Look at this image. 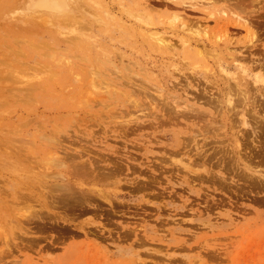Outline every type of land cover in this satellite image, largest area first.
<instances>
[{"label": "rangeland", "instance_id": "rangeland-1", "mask_svg": "<svg viewBox=\"0 0 264 264\" xmlns=\"http://www.w3.org/2000/svg\"><path fill=\"white\" fill-rule=\"evenodd\" d=\"M39 1L0 0V264H264V130L226 104L264 115V0Z\"/></svg>", "mask_w": 264, "mask_h": 264}, {"label": "bare ground", "instance_id": "bare-ground-1", "mask_svg": "<svg viewBox=\"0 0 264 264\" xmlns=\"http://www.w3.org/2000/svg\"><path fill=\"white\" fill-rule=\"evenodd\" d=\"M54 1L55 0H40L39 1V6L40 7H42V8H48V9H50L51 8V6H54L55 4H53L54 3ZM57 2V1H56ZM58 3H60V1H58ZM59 5V4H58ZM65 5H66V7H67V4H64L63 5V3L61 4L60 3V5L58 6V7H60L59 9H58V11H62L64 8H66L65 7ZM64 6V8H61V7H63ZM57 7V6H56ZM64 11V10H63ZM66 11H67V9H66ZM43 13V12H42ZM46 13V12H45ZM185 26H187V25H184L183 24V27H184V29L186 30L187 28H192V27H185ZM208 40H210L209 38H208ZM161 42H162V45H161V48H163V49H167V48H169L170 46L166 43V42H164L162 39L160 40ZM252 41H255V42H258L259 41V39H257L256 38V36L255 37H253V39H252ZM255 42H253V44H252V47H255L256 46V43ZM45 45V43H42V45ZM33 44H31V46H32ZM30 46V47H31ZM49 46V45H48ZM46 47V46H45ZM159 46L157 47V49H161ZM252 49H254V48H252ZM209 54H211V53H209ZM213 54V53H212ZM230 55H231V57H233L234 58V55L232 54V53H230V54H228V56L230 57ZM214 56V55H213ZM24 57V56H23ZM45 57H46V55H45ZM215 58H216V56H215ZM227 59H229V58H227ZM235 60H236V56H235V58H234ZM231 60V59H230ZM263 60V59H262ZM262 66H263V64H261ZM261 68H263V67H261ZM206 69V68H205ZM213 69V68H212ZM48 70V69H47ZM52 75V74H51ZM216 81V80H215ZM261 82H263V85H261L262 86V89L264 90V78L263 79H261L260 80ZM212 83H215V82H212ZM211 85V84H210ZM213 86V84L211 85V87ZM207 88H209V86L207 87ZM233 88H234V86H233ZM231 86H229L228 87V89L230 90V92H232V91H235V92H237L238 93V96H241L242 97V100H240V101H238V102H235V100L233 101V96L232 97H230V95H229V98H228V100L227 99H225V100H227L226 101V104H227V106L230 108V112L232 113L231 114V117L232 118H230V120L232 119H235L234 121L236 122V120H237V122L236 123H234V126H236L237 125V128L238 127H243L244 128V131L242 130L241 131V129L238 131L239 132V134H240V136L238 135V136H236V143H237V147L238 148H240L241 147V144H240V142H239V140H241L240 138H242V140H244L247 136V134H249V133H252V134H257V133H260V132H262L263 130H264V115L262 116V117H259V116H257V114H256V110H253V109H250V110H247L245 107L247 106V102H248V93H247V91L246 90H241V91H237V90H234ZM115 89V88H114ZM144 89V88H143ZM187 89V88H186ZM206 89V88H205ZM235 89H236V87H235ZM207 90V89H206ZM256 90V89H255ZM263 90H261V91H263ZM200 92V91H199ZM208 93H209V91H207ZM234 92V94H235V96H237V94ZM255 92V91H254ZM208 93L206 94V93H204V92H202V93H200L198 96H195V98H196V100H197V102H199V101H202V102H204L203 104H216V103H218L216 106L217 107H222L221 106V101L220 100H217L216 99V96H215V100H217V101H214V99H211L212 98V96H210V95H208ZM14 95V94H13ZM221 95V94H220ZM256 95H257V93H256ZM175 96V95H174ZM220 97V96H219ZM228 96H226V98H227ZM254 97V96H253ZM261 97H264V95L262 96H260V98ZM175 98V97H174ZM235 98V97H234ZM251 98V97H250ZM257 98V97H256ZM219 99V98H218ZM254 99H255V97H254ZM261 99H263V98H261ZM179 100V99H178ZM257 100L255 99L254 100V103L256 102ZM262 101V100H261ZM182 103V102H181ZM181 103L180 104H178V101H176V106H173L172 107V109L171 110H168V112H166L168 115H172V114H174L175 116L174 117H171L170 119H175V120H177V121H182V120H186V119H189L190 120V118L192 119V118H195V119H200V118H202V116L201 115H206V114H203L204 112H201V110H200V108H196L195 107V105H196V103H193V104H186V106L184 107V108H182L181 110H180V108L183 106V105H181ZM263 102H261V104H262ZM170 105V104H169ZM167 106V105H166ZM214 106V105H213ZM260 107H261V105H260ZM263 107H264V103H263ZM262 107V109H264ZM259 109H261V108H259ZM167 111V110H166ZM172 114H171V113ZM206 113V112H205ZM208 114V113H207ZM165 115V114H164ZM167 115V116H168ZM173 116V115H172ZM207 116V115H206ZM205 116V118H207ZM212 117V116H211ZM217 117V116H216ZM235 117V118H234ZM238 117V118H237ZM168 118V117H167ZM218 120V119H217ZM217 120H216V123H217ZM173 121V120H172ZM221 121V120H220ZM222 122V121H221ZM209 123H212V122H210L209 121ZM223 123V122H222ZM233 123V122H232ZM239 123V124H238ZM181 124V123H180ZM221 124V123H220ZM236 124V125H235ZM218 125V124H217ZM224 125H225V123H224ZM211 126V125H210ZM213 126V125H212ZM211 126V127H212ZM216 127V126H215ZM219 127H221V126H218V128ZM231 127V126H230ZM206 128V127H205ZM232 128L233 127H231V132H232ZM235 128V127H234ZM201 129V128H200ZM204 129V128H203ZM221 129H222V127H221ZM228 129H229V127H228ZM213 130V129H212ZM220 130V129H219ZM218 130V131H219ZM203 131V130H202ZM217 131V130H216ZM217 131V132H218ZM241 131V132H240ZM216 132V133H217ZM215 133V134H216ZM200 134V133H199ZM201 135V134H200ZM218 135V134H217ZM203 136H205V135H203ZM211 137V136H210ZM249 137V136H248ZM193 138H195V137H193ZM207 138V137H206ZM213 138V137H212ZM7 139V138H6ZM209 139V138H208ZM226 139V138H225ZM248 139H250V138H248ZM191 140V139H190ZM241 140V141H242ZM14 141V140H13ZM193 141V140H192ZM206 141V140H205ZM222 142V141H221ZM244 142V141H243ZM9 143V142H8ZM26 144H27V142H25ZM247 143V142H246ZM61 144V143H60ZM217 144V143H216ZM223 144V143H222ZM32 146H33V144H31ZM224 146V145H223ZM260 148H261V146H260ZM226 150V149H225ZM21 151V150H20ZM197 152H199V150H197ZM200 152H202V151H200ZM8 153V152H7ZM218 153V152H217ZM232 154H233V152H231ZM238 153V152H237ZM197 154V153H196ZM10 155V154H9ZM230 155V154H229ZM200 156H202V155H198V157H200ZM232 156V155H231ZM203 159H205L206 158V161L208 160L209 161V159H211L210 157H208V155L205 153L204 155H203V157H202ZM230 158L231 157H229V160H230ZM238 158V157H237ZM231 159H233V158H231ZM235 159V158H234ZM232 160V161H235V160ZM227 161V160H226ZM54 162V161H53ZM52 162V163H53ZM58 162V161H57ZM222 162V161H221ZM206 163V162H205ZM209 163V162H208ZM228 163V162H227ZM224 164V163H223ZM47 165V164H46ZM53 165V164H52ZM60 166V165H59ZM235 166V165H234ZM233 166V167H234ZM236 167V166H235ZM230 168H231V166H230ZM80 170V169H79ZM223 170H226L228 173H229V171H230V169L229 168H227V167H224V169ZM246 170L249 172L250 171V168L249 167H247L246 168ZM244 175V174H243ZM248 175V174H247ZM247 175H245V177H247L248 179L250 178L251 179V181L254 183V182H256L257 184H259V187H262V186H264V183L263 182H261L260 181V178H259V180H255L254 178H253V176L251 175V176H247ZM263 176H264V174H262ZM242 177V176H241ZM244 177V178H245ZM246 178V179H247ZM50 179V178H49ZM55 179V178H54ZM258 179V178H257Z\"/></svg>", "mask_w": 264, "mask_h": 264}]
</instances>
